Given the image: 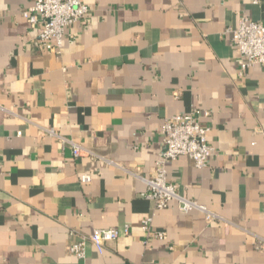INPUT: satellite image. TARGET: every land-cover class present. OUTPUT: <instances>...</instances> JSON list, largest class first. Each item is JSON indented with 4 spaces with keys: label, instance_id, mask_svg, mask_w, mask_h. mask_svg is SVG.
I'll list each match as a JSON object with an SVG mask.
<instances>
[{
    "label": "crops",
    "instance_id": "0c3cea01",
    "mask_svg": "<svg viewBox=\"0 0 264 264\" xmlns=\"http://www.w3.org/2000/svg\"><path fill=\"white\" fill-rule=\"evenodd\" d=\"M84 1L50 52L33 0H0V264H264V68L242 70L230 32L264 23V0ZM193 111L215 156L168 162V182L212 216L155 211L164 122ZM107 228L116 241L70 255Z\"/></svg>",
    "mask_w": 264,
    "mask_h": 264
},
{
    "label": "built area",
    "instance_id": "2783aa9c",
    "mask_svg": "<svg viewBox=\"0 0 264 264\" xmlns=\"http://www.w3.org/2000/svg\"><path fill=\"white\" fill-rule=\"evenodd\" d=\"M90 13L89 6L84 0H33V6L23 12V17L33 29L38 30V41L41 48L58 52L63 45L65 30L74 24L85 20ZM232 40L237 47L241 59L239 65L242 70L251 66L264 68V23H259L243 18L235 30H230ZM204 117H210L205 113ZM202 116L198 111L188 114H179L165 120L162 129L163 144L166 152L158 162V172L155 178L147 179L146 199L154 202V210H165L177 202L181 211L189 213L197 210L210 215L205 206L198 204L179 195L177 185L168 182L166 165L181 156H187L193 160L198 169H203L215 156L216 150L209 143L210 128L202 124ZM55 135L53 131L50 132ZM83 149L76 146L75 156H80ZM80 182L87 184L92 178L89 175L79 176ZM212 216V215H210ZM145 232L152 234L153 218L143 221ZM129 228H125L128 233ZM120 232L115 228L97 229L89 238H83L80 242L69 248L71 256L84 260L88 242H91L99 251L106 244L116 241ZM163 239V234L154 235ZM257 249L264 253V238L258 237Z\"/></svg>",
    "mask_w": 264,
    "mask_h": 264
}]
</instances>
